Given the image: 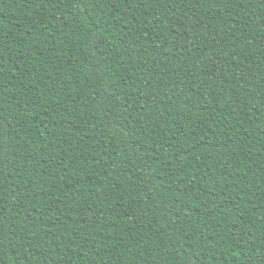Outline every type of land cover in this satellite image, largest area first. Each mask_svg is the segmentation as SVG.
<instances>
[{
  "label": "trees",
  "instance_id": "1",
  "mask_svg": "<svg viewBox=\"0 0 264 264\" xmlns=\"http://www.w3.org/2000/svg\"><path fill=\"white\" fill-rule=\"evenodd\" d=\"M0 264H264V0H0Z\"/></svg>",
  "mask_w": 264,
  "mask_h": 264
}]
</instances>
